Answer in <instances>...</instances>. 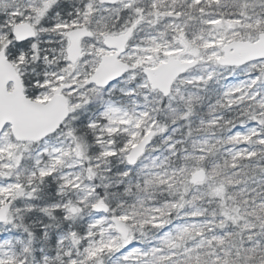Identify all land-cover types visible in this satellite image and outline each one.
I'll use <instances>...</instances> for the list:
<instances>
[{
  "label": "snow or ice",
  "instance_id": "1",
  "mask_svg": "<svg viewBox=\"0 0 264 264\" xmlns=\"http://www.w3.org/2000/svg\"><path fill=\"white\" fill-rule=\"evenodd\" d=\"M0 264H264V0H0Z\"/></svg>",
  "mask_w": 264,
  "mask_h": 264
}]
</instances>
